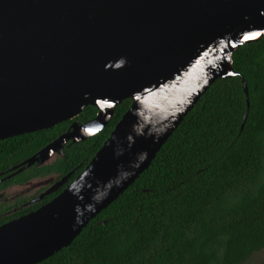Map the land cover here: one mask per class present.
Masks as SVG:
<instances>
[{"label": "water", "instance_id": "1", "mask_svg": "<svg viewBox=\"0 0 264 264\" xmlns=\"http://www.w3.org/2000/svg\"><path fill=\"white\" fill-rule=\"evenodd\" d=\"M263 35L264 0H0V140L74 120L89 105L97 109L11 167L8 177L63 157L68 142L95 135L117 105L131 100L57 196L0 225V264H37L69 246L148 168L217 79L240 78L243 125L248 91L232 54Z\"/></svg>", "mask_w": 264, "mask_h": 264}, {"label": "trees", "instance_id": "2", "mask_svg": "<svg viewBox=\"0 0 264 264\" xmlns=\"http://www.w3.org/2000/svg\"><path fill=\"white\" fill-rule=\"evenodd\" d=\"M232 66L247 86L244 124L240 78L217 79L148 168L69 246L37 264H242L264 249V35L240 45L232 54ZM130 104L126 99L117 105L95 135L68 142L63 157L33 165L8 182L74 170L68 178L72 181ZM96 113L89 105L75 120L82 124ZM70 122L0 140V170L37 152Z\"/></svg>", "mask_w": 264, "mask_h": 264}, {"label": "flooded vegetation", "instance_id": "3", "mask_svg": "<svg viewBox=\"0 0 264 264\" xmlns=\"http://www.w3.org/2000/svg\"><path fill=\"white\" fill-rule=\"evenodd\" d=\"M74 120H71V122ZM32 166L33 165L27 167L26 169H29ZM9 169L0 170V225H3L11 220L17 219L32 211H35L41 205H44L49 202L51 199L44 202L48 195H54V197L57 196L70 182L68 181V178L74 172V170H72L71 172L67 173L70 174L69 176H67V180L61 186L59 185L55 190L48 192V189L53 187V185L65 175L58 177V174L51 173L45 176H34L23 181L8 182L11 180L12 177H15L17 174L26 170L24 169L8 177V175H10L14 171ZM27 182L33 183L26 189L21 188ZM45 191L48 193H46ZM19 212L23 213L19 214Z\"/></svg>", "mask_w": 264, "mask_h": 264}, {"label": "rangeland", "instance_id": "4", "mask_svg": "<svg viewBox=\"0 0 264 264\" xmlns=\"http://www.w3.org/2000/svg\"><path fill=\"white\" fill-rule=\"evenodd\" d=\"M242 264H264V249L251 254Z\"/></svg>", "mask_w": 264, "mask_h": 264}, {"label": "snow or ice", "instance_id": "5", "mask_svg": "<svg viewBox=\"0 0 264 264\" xmlns=\"http://www.w3.org/2000/svg\"><path fill=\"white\" fill-rule=\"evenodd\" d=\"M257 35H259V33H257ZM254 36H244V40H250V39H254ZM91 131V130H90Z\"/></svg>", "mask_w": 264, "mask_h": 264}]
</instances>
